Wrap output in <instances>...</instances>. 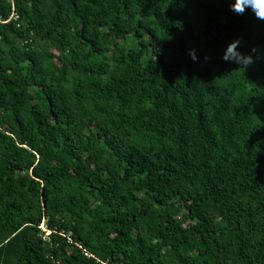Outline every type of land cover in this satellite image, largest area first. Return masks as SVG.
Here are the masks:
<instances>
[{
  "label": "trees",
  "instance_id": "16d2710c",
  "mask_svg": "<svg viewBox=\"0 0 264 264\" xmlns=\"http://www.w3.org/2000/svg\"><path fill=\"white\" fill-rule=\"evenodd\" d=\"M234 2L0 0V264H264V20Z\"/></svg>",
  "mask_w": 264,
  "mask_h": 264
},
{
  "label": "clouds",
  "instance_id": "9594fccd",
  "mask_svg": "<svg viewBox=\"0 0 264 264\" xmlns=\"http://www.w3.org/2000/svg\"><path fill=\"white\" fill-rule=\"evenodd\" d=\"M231 10L238 15H243L247 9H251L255 17L260 20H264V0H235L230 6ZM241 44V39L237 38L231 42L226 49L225 54L222 59L225 62H234L239 65V70L246 72L248 68L255 63L253 55L256 52V49L251 50V54L245 55L238 51V47ZM189 56L193 62H197V56L194 49L189 50ZM209 57H205L207 61Z\"/></svg>",
  "mask_w": 264,
  "mask_h": 264
},
{
  "label": "built area",
  "instance_id": "2783aa9c",
  "mask_svg": "<svg viewBox=\"0 0 264 264\" xmlns=\"http://www.w3.org/2000/svg\"><path fill=\"white\" fill-rule=\"evenodd\" d=\"M11 19L16 20V19H18V16H17L16 14H13L12 17H11ZM41 228H42L43 232L45 233L44 240H47V237H49V236L52 234V232H51L50 230L47 229V227H46L45 224H43V225L41 226Z\"/></svg>",
  "mask_w": 264,
  "mask_h": 264
}]
</instances>
